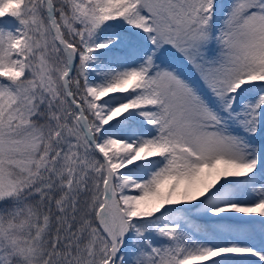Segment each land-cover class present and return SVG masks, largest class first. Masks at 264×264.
Wrapping results in <instances>:
<instances>
[{"label":"snow or ice","instance_id":"obj_1","mask_svg":"<svg viewBox=\"0 0 264 264\" xmlns=\"http://www.w3.org/2000/svg\"><path fill=\"white\" fill-rule=\"evenodd\" d=\"M0 264H264V0H0Z\"/></svg>","mask_w":264,"mask_h":264}]
</instances>
